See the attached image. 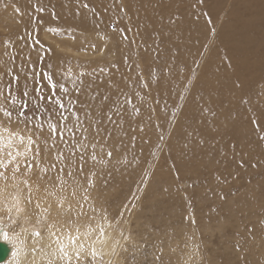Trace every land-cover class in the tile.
Returning a JSON list of instances; mask_svg holds the SVG:
<instances>
[{"label": "rangeland", "instance_id": "obj_1", "mask_svg": "<svg viewBox=\"0 0 264 264\" xmlns=\"http://www.w3.org/2000/svg\"><path fill=\"white\" fill-rule=\"evenodd\" d=\"M101 1L44 0L41 12L35 0H0V88L10 82L7 70L11 69L20 75L17 93L23 92L26 82L34 95L35 82L25 81V74L34 72L47 96L51 90L43 75H51L57 89L66 86L68 98L78 102L80 126L75 136L84 145L65 131L64 140L53 136L46 147L47 125L57 118L34 119L32 125H44L42 132L29 126L40 138L41 157L21 161V178L13 179L9 166L8 179L0 181L27 180L26 196L39 172L43 184L36 189L49 196L40 211H31L40 232L46 224L57 229L76 223L80 205L84 226L93 225L106 210L112 221L107 230L116 238L117 251L103 264L109 260L113 264H264V65L249 69L255 83H238L232 108L219 97L236 82L212 81L210 75L201 74L202 67L209 66V54L222 59L225 43L218 33L234 23V9L245 12L244 0H175L171 5L172 0H166L156 7L166 16L156 26L147 25V20L133 25L134 15L122 8L131 0ZM141 2L142 9L156 4L137 3ZM63 8L90 19L91 27H76L67 13L60 12ZM48 10L50 22L45 19ZM175 23L182 31L172 27ZM179 33L184 34L179 36L184 40L181 45L178 39L169 45ZM256 59L264 62V56ZM216 81V103H211V91L206 92ZM150 95L162 102V112L152 110ZM205 101L212 105L210 112ZM73 145L79 151L70 162L57 157L58 152L67 157ZM25 162L34 165L29 173L24 171ZM85 177L95 185L89 199H78L66 215L58 212L59 200L54 202L53 197L70 194L77 180L87 186ZM0 220L17 233L20 216L13 217L0 205Z\"/></svg>", "mask_w": 264, "mask_h": 264}, {"label": "bare ground", "instance_id": "obj_2", "mask_svg": "<svg viewBox=\"0 0 264 264\" xmlns=\"http://www.w3.org/2000/svg\"><path fill=\"white\" fill-rule=\"evenodd\" d=\"M94 1L100 2V3L102 2L101 0H94ZM123 1L126 2V0H123ZM131 1L133 3L127 2L128 3L127 6H125V3H122V8L125 9L128 15H134L133 16L134 20L132 21L133 25L137 24L138 22L142 20L143 21L147 20V25H150V24L157 25V23L159 22L158 20H160L161 17L165 16L164 14L165 12L163 14H159V11H157L156 7H158L159 9V7L162 6L166 0H152L154 4L156 3L155 6L151 8H145V9L141 8V6L144 5L143 2L137 3L138 0H131ZM174 1L175 0H172L170 2V5ZM35 3L37 4L36 7L38 6V8L40 9V4L41 5L44 4V0H35ZM114 3H117V2H114ZM242 5H243V9L245 12L240 13L238 9H234L231 14L234 18V23H232L228 28H226V31L222 33L221 32L218 33V38L222 42L225 43V48L221 50L222 59L218 60L214 57L213 54H209L207 57L209 61V66H204L202 67V70H201V74L203 76L210 75V77H212V81L217 80V79H224V80H232L233 84L236 82V86H234L235 85L234 84L230 89L223 90L222 95H221L222 97H219L222 100H224L223 101L224 103H228V108L229 107L232 108L230 105V101L235 100L234 93L239 91L238 90L239 88L237 89L238 83H242L245 86L247 82H250L252 84V82L255 83V81H257L256 77H254L253 74L249 75L248 73L249 69L255 70V69H258L259 66L263 67L264 65V62H260V60L257 61L256 59V57L258 58L259 56L261 57L264 56V37H263L264 22L261 20V18L264 17V9L262 8L264 6V0H244ZM50 8L55 9L54 7H51V6ZM50 12L51 10H48V13L45 15V19L49 22L53 19ZM60 12L67 13L66 14L67 17L69 19L72 18L75 26L80 29H89L91 27V24H90L91 20L90 19H88L87 21L84 20L85 16L84 15L78 16L79 14L78 12L68 13V10L64 8L61 9ZM167 14H169V11H167L166 15ZM164 18H166V16ZM180 25H181L180 23L178 25L175 23L172 25V27L174 29H179ZM133 30L144 33V29H141V28L135 27ZM183 35L184 34L179 33L178 38H174L171 42H169V45H173V41L177 39L179 40V43L181 45L182 41L184 40H181L179 36L183 37ZM186 35H189L187 30L185 31V35H184L185 39L188 37ZM224 50H226V52H224ZM161 67L163 68L162 65ZM159 86L161 85L159 84ZM119 88H120L119 90L120 92L125 88L124 82L123 84H120ZM216 88H217V81L215 82L214 85H211L210 87H208V91L206 92L208 95V93L211 91L210 92V94L212 95L211 103L215 102L213 93ZM164 92L165 91H163V93ZM259 92L260 91H257L256 93L259 95ZM163 93L161 92V94ZM166 95L168 94L166 93ZM150 97L149 99L153 105L152 110L154 112L156 111L162 112V109H161L162 102H160V100L158 99H154L152 95H150ZM195 101L198 102V99ZM205 102H206V106L204 108L208 111L209 107L212 105L210 104L209 106L208 102L207 101ZM217 102H220L219 99L217 100ZM208 112H210V110ZM0 119H2V117H0ZM10 127L12 129H16L17 127L24 128V125L23 124L17 125L13 123L10 125ZM24 130L28 132L29 135H33L31 130H29L28 128H25ZM240 146L242 148L243 147L245 148L244 145L240 144ZM20 147H21V150L23 151L22 146ZM26 156L27 158H30V156H33V152H27ZM19 160L20 162L24 161L25 155L22 154L19 157ZM34 169H37V167H34ZM17 175L19 176V178H21L19 173H17ZM38 175H39V172L36 177V180H38V182L34 180V182L30 184V187L27 189L26 196L23 193V190L26 187V185L23 182L19 183V182L12 181V180L7 181V182L0 181V205H2L5 208V211L7 213L12 212L13 217L20 216V220L18 221L19 226H18L17 233L10 232L5 226V224L3 223V221L0 220V229H3V233L7 234L5 236L3 233H0V242L6 244L8 247V255L3 262H0V264H33V261H35V264H46V261L49 258L47 253L50 252L51 249L56 248V245L52 243L49 238L50 224H46L45 229H43L44 231L41 232L40 238H37L31 235V233L34 231H41L39 220L36 216L31 215V211L32 210L40 211L41 207L43 205H46L49 202V196L45 193L39 192L36 189L38 186L43 184V182H39L40 177H38ZM29 181H32V179H29ZM71 186H72L71 187V191H72L74 187L73 183ZM15 192H19L18 197L14 196ZM81 194L83 195L82 191L80 190L78 191L75 198H73L70 194H67V193L63 194L61 198L67 197V200L64 202L63 208L60 207V204L58 202V204L56 205L57 207H60V210L58 212L60 213L63 212L64 213L63 215H66L68 213L69 207L74 209V207L77 206L78 199L80 198L83 199V196H81ZM29 198L31 202H29ZM61 198H60V195H57L53 197L52 200L56 202L57 200L60 201ZM23 200H26L25 205H23ZM39 200H42L43 202L41 205H39V207H37V202ZM18 208H23V211H17ZM76 218H77V214H76ZM97 220L98 219L95 220L92 226L96 225ZM83 223L85 224L86 221L80 215L79 219H77V222L75 224L80 227L81 232H84L88 226V225L84 226ZM57 229H59V231H57ZM57 229L51 228L52 231H57L58 236H63L69 231H74L73 226L71 224L69 227H62V228H57ZM107 232L110 234V237H111L108 240L107 244L106 245H100V244L96 245L98 250L102 249L103 252L105 253V255L103 256V260H108L114 257L117 251L116 238L112 236L109 230H107ZM64 242L67 243L66 240ZM49 245H51V247H49ZM113 246H115V253L112 252ZM39 249H43V251H39Z\"/></svg>", "mask_w": 264, "mask_h": 264}, {"label": "snow or ice", "instance_id": "obj_3", "mask_svg": "<svg viewBox=\"0 0 264 264\" xmlns=\"http://www.w3.org/2000/svg\"><path fill=\"white\" fill-rule=\"evenodd\" d=\"M39 11H43V8H40ZM12 62L15 64V57H12ZM8 75L11 77L10 82L4 87L0 88V179L7 180L8 177L5 173L8 171L9 166L11 165L12 178L15 179L17 173L21 171V162L19 157L24 154L25 161H27V152H33L32 159L35 160L41 157V149L39 145L40 138L29 135L24 129L37 128L41 132L44 130L43 124L32 125V121H40L42 119H50L51 117H56V123H48L47 127L49 130V136L43 140L44 145L47 147L49 140L53 136H58L60 139L64 140L65 131L71 134L72 139H76V143L80 144L81 147L84 145L81 144V141L76 138L75 133L79 128L80 116L76 110L77 101L68 98L69 89L61 85L59 90L57 89V84L53 82L51 75L45 73L43 79L48 81V87L50 88V94L45 96L40 86V81L37 78L38 73L25 74V81L32 79L36 87L34 88V95L29 92L28 85L25 82L24 90L22 93H17V85L20 81V75L13 72L11 69H8ZM103 71V70H102ZM79 89H77V92ZM63 92L64 95L61 96L58 93ZM105 99H107L105 97ZM66 100V102H65ZM127 103L131 104L132 101L129 99ZM31 111V115L29 112ZM135 111L139 113V109L136 108ZM15 113V120H13V115ZM74 117V121L72 119ZM111 120V116L108 117ZM23 124L24 128L17 127L12 129L11 124ZM74 123L72 128H69V124ZM29 130H31L29 128ZM86 139V137L84 138ZM65 143H68L65 140ZM23 151L21 150V147ZM55 147V144L52 145ZM74 151L69 153L67 157L64 156L63 152H58V158H64L71 160V157L76 154L79 149L73 145ZM108 158H111L112 153L108 152ZM81 160H83V155L81 154ZM91 159L93 161L97 160L95 154H92ZM33 164L25 162L24 171L25 173L31 172ZM55 167V165H52ZM80 172L83 171V165H78ZM63 171V169H61ZM68 176H73V173H66ZM94 176V173H93ZM85 184H82L79 180L76 181L75 186L73 187L70 195L75 198L77 191L80 190L83 193V199L87 201L89 199V190L93 188L94 180L89 177H85ZM23 183L28 185V181L24 180ZM67 200V197H62L59 201L60 207L63 208L64 202ZM29 202H31L29 198ZM19 203V201H18ZM37 207L39 205L37 204ZM81 211L77 213V219L80 215L85 213L82 212L83 205H80ZM71 208L69 207L68 211L70 212ZM17 211H23V208H18ZM96 208H92V212L96 213ZM73 226L74 231H69L63 236H58L57 231H52V225L49 226V238L52 243L56 245V248L51 249L47 253L48 259L46 264H97V261H101L103 264V256L105 253L102 249L98 250L96 245H106L108 240L111 238L110 234L107 232L108 228L112 227V221L109 220L106 210H101L99 219L95 226L89 224L84 232H81L80 227L75 224L74 221L70 222ZM0 233H3V229H0ZM5 236L6 233H3ZM123 234V233H121ZM31 235L40 238L41 232L34 231ZM83 237V239H82ZM67 241L65 243L64 241ZM51 247V245H49ZM127 251V249H124ZM43 251V249H39ZM112 252L115 253V246L112 248ZM35 264V261H33ZM106 264H113L111 260L107 261Z\"/></svg>", "mask_w": 264, "mask_h": 264}, {"label": "water", "instance_id": "obj_4", "mask_svg": "<svg viewBox=\"0 0 264 264\" xmlns=\"http://www.w3.org/2000/svg\"><path fill=\"white\" fill-rule=\"evenodd\" d=\"M8 255V247L6 244L0 242V262H3Z\"/></svg>", "mask_w": 264, "mask_h": 264}]
</instances>
